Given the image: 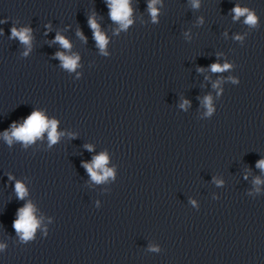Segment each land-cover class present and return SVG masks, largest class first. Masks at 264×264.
I'll return each mask as SVG.
<instances>
[{"label": "water", "instance_id": "water-1", "mask_svg": "<svg viewBox=\"0 0 264 264\" xmlns=\"http://www.w3.org/2000/svg\"><path fill=\"white\" fill-rule=\"evenodd\" d=\"M264 138L209 196L158 264H264Z\"/></svg>", "mask_w": 264, "mask_h": 264}, {"label": "clouds", "instance_id": "clouds-1", "mask_svg": "<svg viewBox=\"0 0 264 264\" xmlns=\"http://www.w3.org/2000/svg\"><path fill=\"white\" fill-rule=\"evenodd\" d=\"M157 0H151V3L149 4V8L152 12L153 17L156 16V9L154 7ZM198 6V3H194L193 5ZM246 9H241L239 7H236L234 9V12L236 13V17L238 18L241 15H244ZM130 7H129V0H112V6H111V17L115 21H121L123 22V26L126 27L128 23H131L130 20H128V17L130 15ZM91 27L93 29H97V25L94 21H89ZM246 23L254 24L255 23V17L251 14L247 16ZM13 36H18L19 39L24 42L28 43L29 36H28V30H23L20 32H17L16 29H13ZM95 38L99 42L101 46L105 43V37L99 33L97 30L95 33ZM57 40L65 47H69L68 41H66L63 37L57 36ZM57 55L64 61V66L67 68H74L76 65V61L74 59H70L68 57L63 56V54L57 53ZM228 65H224V68H227ZM213 71H221L219 65H213L212 66ZM49 125L46 123L45 118L40 112H34L29 118H27L25 124L19 128H17L12 135L15 136L17 139L23 140L25 142L32 141L33 138L40 136V134L48 128ZM51 131H50V140L52 143H55L57 140V133H56V123L53 121L50 125ZM10 142V141H9ZM106 163V156L101 155L98 158L95 159L94 166L95 168H103V166ZM260 167L264 168V161H261L259 164ZM88 171L91 173L93 179L100 181L103 179V177L96 174V172L93 170L92 166L86 165ZM105 176L111 175V172L108 170H105L104 173ZM17 192L21 198H23L25 194V189L23 185L17 184L16 185ZM33 209L32 206L29 204L25 206L24 208L20 209L19 211V219L14 223V227L17 231L22 230L24 234V238H30L32 236L33 230L37 227V222L34 220L32 215Z\"/></svg>", "mask_w": 264, "mask_h": 264}]
</instances>
